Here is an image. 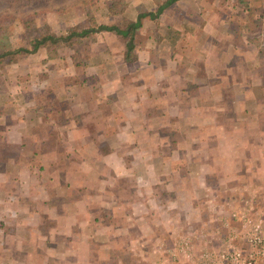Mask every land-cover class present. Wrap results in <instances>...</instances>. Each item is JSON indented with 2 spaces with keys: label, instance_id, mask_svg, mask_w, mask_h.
<instances>
[{
  "label": "crops",
  "instance_id": "crops-1",
  "mask_svg": "<svg viewBox=\"0 0 264 264\" xmlns=\"http://www.w3.org/2000/svg\"><path fill=\"white\" fill-rule=\"evenodd\" d=\"M178 38L180 40L175 45L182 41V38ZM158 40L156 38L157 42ZM173 43L172 41L171 44ZM181 46L177 49L168 48L165 54L160 52L159 46L158 49H152V55L162 56L165 65L143 57L142 52L136 50L143 69L157 78L155 88H163L160 83L163 76L160 73L169 69L174 73L173 62L176 60L173 56L178 55V61L183 63V56L187 51ZM123 49L124 47L122 54L120 53L121 63L124 62ZM213 53L218 60H225L222 52L213 50ZM231 53L246 57L241 53ZM258 62L261 63L260 59ZM221 64L213 65L212 70H207L209 73L213 72L215 80H218L213 83L214 89L215 83L219 84L217 93L212 95L211 101L214 104H219L224 96L220 79V70L224 66L220 67ZM96 66L98 67L92 66L93 71H97ZM184 66L185 71L180 77L192 74L199 86L206 83L199 80L196 71L191 73L194 67L190 63ZM109 70L114 71L113 65L110 64ZM115 70L118 71L116 67ZM254 70V66L249 64L244 71L246 73ZM121 73L114 80H99L93 85L100 84L102 95L112 93L116 95V102L121 103V116L119 113L111 116V120L116 121L113 127L106 126L102 120L97 121L98 119H92L89 115L84 117L82 114L83 118L78 119L74 108L77 109L81 103L70 101V111L64 109V113L63 109L62 112L60 109H53L50 103H40L44 115L38 113L34 117L40 125H46L51 120L48 123L50 127L57 134L65 136L64 147L46 145L41 136H36L35 133L26 135L24 129L31 131L34 122L25 108L24 114H7L8 117L3 122L6 124L1 129L5 139L0 141V147H4L0 148V210L4 213V218L10 216L9 213L14 214V217L6 219L7 229L3 233L7 246L13 251L23 252L20 261L16 255H10L13 264H24L39 249H42V258L38 260L41 264H140L143 260L147 264H161L167 256L165 250L169 244L167 242H170L167 238L178 230L175 224L177 221L169 210L157 211L145 199L157 198L160 194L157 187L159 184L168 187L173 181L175 171L183 178L195 169L196 173L192 177L204 189V194L213 186L212 174L216 176L215 184L224 190L232 189L230 183L241 186L249 181L256 186H264L262 76L249 79L248 73L245 81L249 82L242 83L243 77L235 79L232 74L228 75L229 88L233 89L231 104L232 111L235 112L234 119L238 120L244 115L248 120L242 131L246 132L247 141H242L239 136L242 133L238 132L233 137L234 144L227 148L223 147L221 139L217 137L218 143L214 147H187L182 141L180 143L184 147L177 143L165 150L164 147H158V142L155 147H152L153 142L150 141L151 147L146 142L145 147L135 143L134 138L137 135L155 137L158 130H150L154 115L142 107L145 102L143 95L131 99L130 88L122 82ZM203 77H206L205 73ZM79 84L81 82L76 81L69 87L74 86L77 90ZM181 91L186 89L181 87ZM157 92L160 98H166V92L162 89ZM123 104L129 106L125 108ZM51 110L54 114L47 115ZM61 113L63 121L57 118ZM185 134L189 135L188 132ZM150 139L152 138L149 137ZM169 141L170 144L173 142ZM7 146L14 147L6 148ZM159 151H162L163 156ZM176 162L182 166L177 168ZM141 188L147 193L141 191ZM131 189L133 193H128ZM181 189L174 188L170 192V198L174 203H182L180 205L187 211L190 205H194L197 195L182 194ZM232 191L235 193V188ZM233 192L228 196L232 201L235 200ZM260 193L262 199L264 187ZM146 216L152 221L147 224L133 223ZM44 220H50V224L46 226ZM158 221L161 223H157ZM158 225L163 228L164 234L156 233ZM125 254L132 257V260L125 259Z\"/></svg>",
  "mask_w": 264,
  "mask_h": 264
},
{
  "label": "rangeland",
  "instance_id": "rangeland-1",
  "mask_svg": "<svg viewBox=\"0 0 264 264\" xmlns=\"http://www.w3.org/2000/svg\"><path fill=\"white\" fill-rule=\"evenodd\" d=\"M107 1L0 0V12L5 9L16 11L19 15L32 12L37 22L47 20L52 30L65 32L72 25L82 27L101 21H114L123 25L128 17H135L140 11H155L158 3V0H128V12L126 17L122 18L121 16H108L104 13ZM19 29L20 26H13V33L8 40L10 45L21 44ZM182 31L184 34L181 35ZM158 35L163 39L160 40ZM178 37L182 38V41L175 45L180 40ZM156 38H159L158 42ZM169 40L174 42L173 46L176 49L181 46V43L189 46L185 56H188L189 59L187 64L190 63V66L194 67V70L190 71L191 73L196 71L199 80L206 83H201L199 86L194 81L192 74L180 77L185 71L186 63H180L179 56L175 55L173 56V59L176 60L173 62L174 73L171 69L160 73L163 76L162 80L159 79L163 88H155L157 87V78L154 75L150 76L143 68L140 69L138 63L125 66L119 62L124 39L121 35L111 31L93 32L90 36L77 38L71 44L41 47L36 52L22 54L15 61L4 64L0 67V141L5 139L1 129L6 124L3 122L7 119V114L19 115L28 110L26 112L32 116L31 120L35 124L33 123L31 131L24 129L26 135L35 133L36 136H41L46 145L64 147L65 136L57 134L50 127L48 123L51 120L42 126L34 117V114L37 116L38 113L44 115L41 102L50 103L53 109H57V111L60 109V112L63 109L62 113H64V109L70 111V101L75 104L76 102L81 103L77 109L74 108L75 116L78 119L83 118L82 114L84 117L89 115L92 119L102 120L106 126L113 127L116 121L111 120V116H116L115 113L122 111L119 109L121 103L116 102V95L112 93L102 95L100 84L93 85L99 80H114L122 72V82L130 88L131 99H137L143 95L145 102L142 107L146 109V112L154 115L150 130H158L155 132V137L153 135L146 137L137 135L134 138L137 146L145 147L148 144V147L151 145L155 147L158 142V147H164L166 150L177 143L184 147L180 143L183 141L187 147H214L217 146L218 139L216 138L218 137L221 139L223 147H231L234 144V135L238 132L242 133L248 120L244 115L238 120L234 119L235 112L232 111L230 97L233 89L229 88L228 75L232 74L235 79L243 77L245 83L249 82L245 81L248 73L249 79H253L257 75L264 79V0H179L166 7L159 13L158 18L145 22L136 38V50L139 49L143 57L154 59L157 63L165 65L162 56L152 55L154 54L152 49H158L159 46L160 52L165 54L167 49L171 48L172 41ZM213 50L222 52L223 55L226 53V60H218ZM208 52L209 56L206 55ZM231 52L241 53L246 57L243 58L237 54L228 58ZM256 59L258 61L260 59L261 63H257ZM248 63L254 66L255 70L245 73L244 70L249 65ZM110 64L113 65L114 71L109 70ZM117 64L119 65L117 66ZM218 64H221L220 67L224 66L220 70L224 96L219 104H214L211 101L212 95L217 93L219 84L215 83L216 89H214L213 83L218 80H215L213 72L209 73L207 70H212L213 65L218 66ZM93 65H98V67L96 66L97 71L92 70ZM204 65L208 66L204 67ZM115 67L118 71L115 70ZM204 73L205 78L203 77ZM76 81L81 82L77 90L74 86L73 88L69 87ZM181 87L186 91H181ZM160 89L166 92V98L159 97L157 91ZM150 91H152L149 95L152 101L147 96ZM123 105L125 108L129 106L128 104ZM62 113L57 117L59 121L64 120ZM53 114L51 110V113L48 112L47 115ZM119 116H121L120 113ZM108 118L110 119L108 120ZM187 132L189 135L185 134ZM245 133L239 135L242 141H247ZM149 137L152 139L149 140ZM256 139L258 140L257 137ZM169 140L173 142L170 144ZM149 141L153 142L150 146ZM8 147L14 146L6 148ZM161 152L159 151L163 156ZM176 163L177 168L182 166L181 163ZM195 173L196 170L192 169L190 175L181 178L175 171L173 181L168 184V187L159 184L157 189L160 194L157 198L145 199L157 211L169 210V213L177 221L175 224L178 230L167 238L170 241L167 244L171 245L175 238L189 233L194 241L199 242L204 237L203 233L210 235L214 232L212 236L210 235V239L217 241V234H224L228 226L240 224V219L233 215V212H240L243 209L244 197L250 195L253 197L251 213L263 217L264 220V197L261 199L259 196L263 191V184L256 186L249 181L244 185L235 186L234 183H230V187L235 188L236 192L234 193L231 188H229L231 190H224L220 185L215 184L216 176L212 174L211 184L213 186L204 194V189L198 186L192 177ZM174 188H182V194L197 195L193 201L194 205H190L187 211L180 205L182 203H174L170 198V192H173ZM141 191L147 193L143 188ZM230 191L235 195L233 201L228 197L232 194ZM130 192L133 193V189L128 193ZM3 214L0 210V264H13L10 255H16L20 261L23 252L13 251L7 246L6 239H3V233L7 229L5 228L6 219L14 217V214L9 213L10 216L4 218ZM149 221L152 220L146 216L133 223L147 224ZM43 223L48 226L50 220H44ZM156 230V233L164 234L163 228L159 225ZM6 237L9 238V236ZM180 256L179 254L176 259L178 264L181 263ZM32 257V259L28 258L24 264H41L38 260L42 258V249L37 250ZM125 259L132 260V257L125 254ZM140 264H147V262L145 263L143 260Z\"/></svg>",
  "mask_w": 264,
  "mask_h": 264
},
{
  "label": "trees",
  "instance_id": "trees-1",
  "mask_svg": "<svg viewBox=\"0 0 264 264\" xmlns=\"http://www.w3.org/2000/svg\"><path fill=\"white\" fill-rule=\"evenodd\" d=\"M177 1L179 0H158L155 11H140L135 17H128L123 25L114 21H101L94 25L82 27L72 25L65 32H56L52 30L47 20L37 22L32 12H27L22 15L20 13L19 15L16 11L5 9L0 12V67L6 63L15 61L22 54L36 52L41 47L71 44L77 38L90 36L93 32L111 31L121 35L124 39L123 64L126 66V64L138 63L141 69L143 68V64L138 61L136 51V37L138 36L140 27L143 26L146 21L158 18L159 13ZM128 4V0H108L105 4L104 13L108 16H121L124 18L128 12ZM13 26H20L19 32L22 42L19 45H10L8 43L9 37L13 33ZM161 39L163 38H160V40ZM170 47L174 48L173 44H170ZM182 47L184 51L189 50V46L182 45L181 48ZM206 55L209 56V53ZM224 56L226 60V53ZM232 56L233 54L230 53L228 58ZM188 61V56L184 55L182 62L187 63ZM143 70L145 71V69ZM242 83H244V81ZM239 85L241 86L240 83ZM242 85L244 86V84Z\"/></svg>",
  "mask_w": 264,
  "mask_h": 264
},
{
  "label": "built area",
  "instance_id": "built-area-1",
  "mask_svg": "<svg viewBox=\"0 0 264 264\" xmlns=\"http://www.w3.org/2000/svg\"><path fill=\"white\" fill-rule=\"evenodd\" d=\"M252 208L253 197H244L243 209L233 212L240 224L217 234V241L210 239L214 232L211 236L203 233L199 242L190 233L175 238L167 245L166 260L161 264H178L179 254L180 264H264V220L253 215Z\"/></svg>",
  "mask_w": 264,
  "mask_h": 264
}]
</instances>
